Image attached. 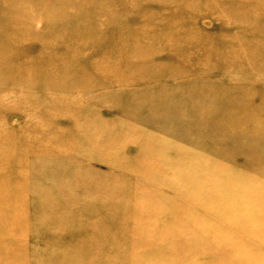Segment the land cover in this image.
<instances>
[{
  "label": "rangeland",
  "instance_id": "1",
  "mask_svg": "<svg viewBox=\"0 0 264 264\" xmlns=\"http://www.w3.org/2000/svg\"><path fill=\"white\" fill-rule=\"evenodd\" d=\"M3 144L29 164L0 264L264 251V0H0Z\"/></svg>",
  "mask_w": 264,
  "mask_h": 264
},
{
  "label": "bare ground",
  "instance_id": "2",
  "mask_svg": "<svg viewBox=\"0 0 264 264\" xmlns=\"http://www.w3.org/2000/svg\"><path fill=\"white\" fill-rule=\"evenodd\" d=\"M59 115V114H58ZM34 136H37V134H34ZM39 141V140H37ZM143 143H138V149L139 152L137 153V160L139 161H147L148 159L151 160L152 158L154 159V154L151 152H147L149 150L152 149V145H149L151 142L148 141H141ZM137 143V142H136ZM157 145V144H155ZM4 151H6L5 153L1 154L0 153V205H2L3 210H5L6 207H8V205H13L16 206L17 205V199L19 196H21L23 193V173H21L22 169L24 168V171L26 169V166L29 164V159L26 157V155L22 152H17L13 146H6V145H0V149H3ZM96 148V149H95ZM93 147V149L95 150H101L102 148H97V147ZM154 148H157L156 146H154ZM153 151V150H152ZM125 160V158L123 159ZM123 160L121 162H118L117 164L122 165L121 163H123ZM155 169L159 170L160 167L163 165L162 162H159V160L155 157ZM154 168V167H153ZM15 170L17 171V173H20V176H18V174L14 173L15 175L12 177H6L10 172H15ZM6 175V176H4ZM140 178H142L140 181H138V183L136 185H134L135 191H140L141 188H143V186L145 187L147 183L150 182V179L148 178V176L146 175V173L140 172ZM223 176V175H222ZM16 179H20V182L18 183L17 186L12 187L11 185L13 184V180ZM142 181V182H141ZM189 185L191 180L188 179L186 181ZM187 185V184H186ZM98 187V186H97ZM187 190H189V186L187 187ZM216 190V189H215ZM217 192V190H216ZM216 192H211L210 195H216ZM208 193V191H207ZM183 195H185V193H182ZM209 195V193H208ZM210 197V196H208ZM178 198V197H177ZM226 199V198H225ZM18 205H20V202H18ZM183 204H181V207ZM180 206V205H179ZM219 207V206H217ZM216 208V207H215ZM180 216H182L181 214H179ZM188 217H191L189 215H186ZM256 219V218H255ZM261 221V218L260 220ZM13 222H16V220H13ZM98 222V221H96ZM10 220H6L4 219L1 215H0V240L2 239L3 236V230L5 228H7L9 226ZM242 228V224L240 221H238L237 223L233 224V218H227L225 219V221H221L220 220V224H217L215 229H225V230H229V231H239L238 229ZM209 231H211V228H208ZM255 232H257V230H255ZM258 240H260V242L256 243L259 245H262V247L264 246V243L261 242L260 239V234L263 235L264 231H260L258 233ZM238 235V234H236ZM234 236V235H233ZM239 236V235H238ZM241 236V244H246L248 246V249L246 252H243L241 254H238L235 256V254L233 255V257H235L234 259L231 260V262H233V264H264V251H261L259 249L255 248V245L253 243H250L248 240H251V237L249 236L248 238H245ZM98 236L96 234V231L94 232V234L92 235V241H98ZM213 238V237H211ZM233 240L235 241L236 238H233ZM87 240H81V243L85 242ZM141 241V239H138V242ZM246 241V242H245ZM3 242V241H2ZM8 242L5 241L3 243V246L1 247V249H6L8 247ZM220 247V246H219ZM260 247V246H259ZM235 250V246L234 247H226L224 250L222 249L223 255H226L227 258L228 256L233 253ZM110 261V260H109ZM106 262L107 264H110V262Z\"/></svg>",
  "mask_w": 264,
  "mask_h": 264
}]
</instances>
